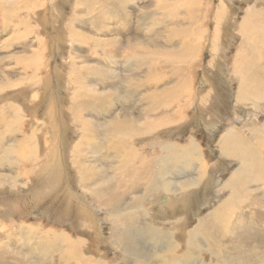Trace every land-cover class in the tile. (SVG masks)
<instances>
[{
	"label": "rangeland",
	"instance_id": "1",
	"mask_svg": "<svg viewBox=\"0 0 264 264\" xmlns=\"http://www.w3.org/2000/svg\"><path fill=\"white\" fill-rule=\"evenodd\" d=\"M107 1L109 9L112 0ZM174 1L168 0L166 8ZM200 1L212 2L215 7L222 3ZM103 2L0 0V264H84V260L92 264L87 254L98 258L99 264H124L131 257L115 247L112 238L116 230L108 217L110 211L117 210L111 204H122L118 191L129 193L125 194L130 198L126 205L115 207L125 212L124 223L132 227L137 254L151 259L161 251L168 252L170 245L164 244L162 232L171 234L170 244L176 248H171V255L183 254L188 233L232 193V188L224 185L241 163L229 157L225 160L218 147L228 128L244 144L258 149L259 167L264 165V79L257 97L242 102L236 98L239 79L231 76L243 39L240 23L249 7L264 9V0H229L234 16L225 17L232 24L226 33L222 26L216 28L211 16L207 21L199 18L195 26L208 29L202 42L211 43L217 30V48L209 53L205 44L201 45L199 59L191 68V61L184 66L182 60L189 57L172 55L175 61L181 59L174 65L181 71L176 75L170 67H161L166 62L164 57L153 62L150 50L141 56L132 51L137 45L146 46L144 37L152 31L151 18H161L153 13L154 5L149 0H129L127 7H119L124 10L120 17L118 13L110 17L107 12L100 14ZM256 52L254 58L258 56L261 62L256 71L264 77V49ZM211 54L213 65L209 64ZM222 55L224 65L219 61ZM128 56L138 58L132 67L128 66ZM72 67L81 72L79 89L78 74ZM207 71L211 72L209 76ZM165 79H170L169 83H164ZM185 79L189 81L186 89L180 86ZM136 84L141 86L131 95ZM166 87H177L179 99H149V94ZM83 89L89 94L78 97L75 104L82 108L92 105L95 114L71 111L73 100ZM52 101L57 108L50 107ZM168 116L183 120L153 129ZM114 118H120L123 124L110 126ZM60 123L63 125L59 129ZM133 130H137L134 140L129 143L125 135L121 139L122 131ZM84 131L86 143L81 139ZM118 139L123 141L121 148ZM192 140L199 145L198 161H189L180 150L167 148L172 142ZM77 141L80 143L73 151ZM154 170L162 171L161 176L158 172L153 176L150 172ZM256 175L241 187L242 196L256 202H246L241 211L230 208L225 213L229 234L222 241V254H218L219 245L202 239L207 246L201 251L203 261L209 260L211 249L220 264L228 259L226 251L264 249V174L261 170ZM193 177L201 181L196 190L187 187L188 197L184 191V197L166 204V211L149 207L163 196L160 192L161 196L155 198L158 194L150 185L166 184L170 179L180 191V182ZM157 188L162 190V185ZM99 194L102 198L98 202ZM105 197L108 200H103ZM177 204L180 209L175 208ZM153 212L160 222H151ZM169 212L175 215L170 222ZM252 217L255 221L249 226ZM161 222L167 223L165 229ZM228 245L234 248L228 250ZM123 252L125 260H121ZM185 258L192 261L186 264H199L195 256ZM256 260L255 264H264V257L251 258V262ZM240 264L250 263L246 259Z\"/></svg>",
	"mask_w": 264,
	"mask_h": 264
},
{
	"label": "bare ground",
	"instance_id": "2",
	"mask_svg": "<svg viewBox=\"0 0 264 264\" xmlns=\"http://www.w3.org/2000/svg\"><path fill=\"white\" fill-rule=\"evenodd\" d=\"M102 1H105V2H103V8H102L100 14L102 12H107L108 16H110V17L116 16L117 13H118V16L119 15L121 16L122 13L124 12V10L119 9V7L125 8V7H127V3L129 2V0H112V2L110 3L111 6L108 9L106 7L108 5V3H107L108 1L107 0H102ZM149 2H151L152 5H154V7L152 8L153 13L157 14L161 18H160V20H155L152 17L150 20L151 25L149 24L150 25L149 29L152 31L148 32V37L147 36L144 37V39L146 41L145 45L147 47L137 45V47L133 48L132 51L133 52L136 51V53L141 56V55H144V53H143L144 51L150 50L151 56L154 59L153 62L159 61V60H156V58L164 57L166 62L163 61L164 64L161 65V67H164V68L166 67L167 69H169V67H170L169 71H171L172 75L173 74L176 75V74L181 72L180 68L174 67L176 62L180 61L181 59H177V61H175L173 58H171L172 55L178 54L179 56L184 55V57H189V58H185L182 60H184L183 61L184 66H188L189 61H191V65H190V68H191L195 65V63H196L195 60L199 59V48L201 45L205 44V46H206L205 48H208L209 53H212V50L214 48H217V45H218L217 35H216L217 30H214V32H213V37L211 39V43L207 44V43L202 42L204 39V36L207 34L208 29H206L204 31V29L200 25L195 26V23L199 20V18L202 17L207 21L209 19V17L211 16L213 22L215 23L216 28H220L222 26L224 33H226L229 31L227 27L231 26L232 24H231V20H229V18H225V17L229 16L231 18L234 16V14L231 12V9L229 7V0H222V3L216 7L214 6V4H212V2L209 4H203V3H201L200 0H175L174 2L170 3L168 8H166L168 0H152V1L149 0ZM160 21H162V22H160ZM224 22H225V24H223ZM173 26H176V28L174 27L175 30L172 32ZM168 28H169V31L167 32ZM240 31H241L243 39H242V42L238 48L237 54H236L235 59H234V63H233V67H232L233 69L231 71V76L233 78L239 79L238 90H236V92H237L236 98H237V100L243 102V101L247 100L248 98H253V96L257 97V93L260 92L259 91L260 89L262 91V87H263L262 80L264 79V77L260 76V74H258L256 71V68L260 66L261 62L258 59V56L254 58V53L257 51V49H264V9L258 8L257 6L249 7L246 10L245 16L243 17V19L240 23ZM74 34L75 33H72L71 38L73 37ZM233 34H234V32H233ZM126 39H127V37H126ZM175 39H178V40L176 41ZM117 43H119V42H117ZM100 44H102V43H100ZM162 44H165V46L164 45L162 46ZM106 45H111V42L110 43L107 42ZM223 49H224V47H223ZM111 51H112V49H111ZM131 54H132V52H131ZM258 54H260V51ZM108 56H109V54H108ZM211 56H212V54H211ZM106 58L108 59V57H106ZM128 58L130 59V63L128 65L129 67H132V65L135 62H137V61H135V59H138V58H133V56H128ZM224 59H225V55H222V57L219 60L220 63H222L224 61ZM107 62H109V60H107ZM138 64H142V62L138 63ZM209 64L213 65V56H212V59L209 60ZM222 64L224 65V63H222ZM183 68L184 67H182V71H183ZM76 69H77L76 67H72L73 73L75 72L76 74H78L76 86L79 89L77 84L79 83V79H80L79 77L81 75V72L76 70ZM184 69L186 70V68H184ZM223 70H225V69L223 68L220 70L221 73L223 72ZM207 73L208 74H206V75L209 76L211 72L207 71ZM94 74H96V73H94ZM167 76H169V75H167ZM207 76L205 79L207 81H209ZM163 78H164V76H163ZM169 81H170V79H169ZM169 81H166V79H165L163 82L169 83ZM188 82H189L188 79H185L184 82H181L180 86L182 88L186 89L187 88L186 84H188ZM97 83H98V81H97ZM140 86H141V84H136L134 89H132L130 91L131 95H133L135 89L137 87H140ZM80 87H82V86H80ZM155 90H158V89H155ZM87 94H89L87 92V90L83 89L81 91V93L73 100V103L71 105V111L73 113L79 114L81 110L87 111V113H90V114H95L97 112V110L92 105H89V104L85 105L84 104L83 108H82L80 105L75 104V101L78 97H81V96H84ZM92 98L95 99V96L92 95ZM149 99L153 102L178 100L179 99V89L177 87L176 88L175 87H166V88H164V90H161L160 92L154 91L151 94H149ZM256 100H259V99L256 98ZM80 101H82V100L80 99ZM54 103H55V101H54ZM54 103H53V101L51 102V104H50L51 108L52 107L53 108L58 107V106H56L57 103H55V106H54ZM78 107H80V108H78ZM182 120L183 119H171L168 116L167 119H165L164 121H161L159 123V125H155V126L153 125L154 126L153 129H158L159 126H166V127H168L169 125L173 126ZM118 121L115 120V118H114L113 122L110 123V126H119V125L123 124V121L120 120V118ZM61 125H63V124L62 123L59 124V129H60ZM146 125L148 127L152 126V124L151 123L149 124V122ZM121 129L123 130V127H121ZM134 131H137V130H133V132L130 131L129 133L122 131L121 132L122 134L120 136L121 139L124 140L123 136L125 135V136L130 138V140H129V143H130L132 140L135 139V137H134L135 132ZM85 138H87V132L84 131V134L81 137V139L84 143L87 142L85 140ZM107 139H109V138H107ZM114 140H115V138H114ZM122 140H120V139L117 140V142H118L117 145H119L120 148L122 147V144H121ZM79 143H80V141L76 142L75 146H73V151H75V149L78 147ZM26 144H28V142ZM248 145H247V143L244 144V140L241 139V141H240L239 138H237V136L234 134V132L230 128H228L227 132L221 136V142L219 144V149H220V153H221L222 157H224L225 160H228V157L230 158V160L238 159L241 164H240L239 168L236 170L235 176L232 177L231 181L225 182L224 186L232 188V193L229 194L228 198H226L222 203L219 204L218 208L220 210L226 209L227 211H229L230 208H237V210L241 211V208L243 209L245 207L244 204L246 202H248L249 205H251L253 202H256L254 199H251L252 201L250 199H246V197L242 196V194H241V192H242L241 187L247 183V182L245 183L246 179L250 180L256 174L261 172V170L264 174V165H261V167H259V163H262V162L259 158L258 149L256 147H254V149H253V148H251L252 146L250 147ZM167 148L169 149L170 147L168 146ZM100 151H101V149H100ZM124 161H126V160H124ZM165 168H167V167H165ZM159 171H161V170H159ZM157 172L158 171L154 170L153 172H150V173H152L153 176H156ZM160 173H159V175H160ZM179 176H181V172L177 175L176 180H179L178 179ZM260 177L262 178V176H260ZM191 179H188V180L185 179L184 185H193L198 180L197 177L196 178L193 177ZM257 180H259V179H257ZM166 181L168 183L165 184L164 182H162L160 184V182H158L159 183L158 185H162L164 187V190H166V191L176 192L177 190L175 189L176 188L175 185L177 183L175 182L176 184L173 185L170 183V181H172V180L169 179V181L168 180H166ZM253 182L256 183V180H254ZM158 185H150L149 186L150 189L154 191L155 195L159 192V190L157 188ZM89 191L91 192V189ZM95 192H98V191H95ZM176 194L177 193H173L172 196H175ZM166 196L168 197L166 200H164V201L160 200L158 202H153L150 204L149 207L153 208L155 206H158L160 209L166 211L167 210L166 204L175 203L172 200L171 196H168V195H166ZM186 197H188V196H186ZM100 198H102V196L100 194L97 195L96 201L99 202ZM119 204H120V202L116 203V205H114V204H111V205L115 209L119 210V208L115 207V206H118ZM243 205H244V207H242ZM108 210H109V208H108ZM117 210L113 211V212L110 211L108 213V217L114 222V227L116 230V234L112 238V240H114L116 242L115 247H117L118 249L125 250L127 256L131 257V258L127 257V260L124 261V264H158V258L156 256L151 257V259H149V258H145V255H139L136 253V247H135V249L133 248V246H134L133 241H135V246H137V242H136V239L134 237H131L132 238L131 243L130 244L128 243L127 240H128L129 235L127 233V230L122 229V226L123 225L125 226V223H123V221L126 220L127 217L125 215V212H122L121 210L120 211H117ZM254 221H255V218L252 217V218H250L249 223L248 222L247 223L249 224V226H251ZM225 227L226 226H224V229L221 231L207 232L206 230H204V224L201 223V229L196 231V232L193 230L192 232L194 234H196L198 236V238L203 239L204 241L206 240L207 243L211 244L212 246L219 245L220 249H219L218 254L219 253L222 254V252H221V245H223L222 241L225 238L224 236L229 234V230H226ZM251 228H253V226ZM249 233H250V231H249ZM255 233H257V232L254 231L253 234H255ZM226 237H228V236H226ZM231 242H232V238L229 242V245H231L230 244ZM229 245L227 246L228 250H230V248H234L233 246H229ZM130 247H132V248H130ZM211 250H213V249H211ZM263 251H264V249L261 252L258 251V249L256 247L254 250L245 249V251H243V252L241 251L239 253L226 251L225 253L228 254L227 255L228 259L224 257L225 262L223 264H234V263L240 264L243 261H246V259H247V261H249L250 264H255L258 260L251 262V258H253V257H264ZM125 252H123L124 255H123L121 260L126 258ZM241 254H242V256L240 257ZM87 256H88L87 260L89 263H92V264H99L100 263V260L98 258L94 257L92 254H87ZM132 256H134V257H132ZM186 263H191V262L190 261H181V260L173 261V260H170L168 258L162 259V264H186ZM77 264H79V263H77ZM84 264H86L85 260H84ZM101 264H104V262ZM117 264H120V263L118 262ZM218 264H220V262Z\"/></svg>",
	"mask_w": 264,
	"mask_h": 264
},
{
	"label": "crops",
	"instance_id": "3",
	"mask_svg": "<svg viewBox=\"0 0 264 264\" xmlns=\"http://www.w3.org/2000/svg\"><path fill=\"white\" fill-rule=\"evenodd\" d=\"M220 142H221V140H220ZM168 146L170 147L169 149H178V150H180L184 154V156H188V160L189 161L190 160L198 161V158H197L196 154L200 155V149H199V145L197 144V142H195L193 140L192 141H189L187 143H181V142H178V143L175 142L174 143V142H172V144L169 143ZM199 162H202L201 159L199 160ZM200 181L201 180L198 179L197 182H195L193 185H184V181L183 182H180L181 183L180 191L177 190L176 192H173V193H177L175 196H172L173 193H168L167 191H165L164 190V187L162 186V190H159V192L157 193L158 195L155 198L161 196L160 195V192L163 194V196L160 198V200H163V201L168 198L166 195L171 196L173 201L175 199H177V198H182V197H184V196H182V195H184L183 192L184 191L187 192L186 191L187 190V187H189V190L190 189H193V188H194V190H196V188L200 185ZM224 187H226V186H224ZM126 193H128V192H126V191H118V194L120 196V199L122 200V197L124 199V200H122V204H121L122 205V208L124 207V204L126 205L127 199L129 198V197L128 198L125 197V194ZM188 193L189 192H187L185 194V196H187ZM105 199L108 200V197H105L103 200H105ZM156 202H158V201H156ZM175 208L180 209L181 207H179V205L177 204L175 206ZM159 210H162V209L159 208ZM162 211H164V210H162ZM144 212L147 214L149 211H144ZM226 212H227L226 209L220 210L217 207L208 216H206L205 218H203L196 225V227L193 230L195 232L198 231V230H200L201 229V223L204 224V230H206L207 232H213V231L217 232V231L223 230L224 229V226H225V223H226V221H225V213ZM152 217H153L154 220H151V222H155V221L160 222L159 219H158V216H157V214H155V212H153ZM173 217H175V215H173L171 212H169L168 213L169 222L171 221L170 219L173 218ZM146 219L147 218H145V220ZM124 222H125V220L123 221V223ZM149 223H150V221H149ZM161 223L164 225L163 227L165 229L167 227L166 226L167 223H163V222H161ZM124 227H125V229L124 228H122V229L127 230V233L129 235L127 241L130 244L131 243V237H134V233H132V230H130V229H132V227L129 226V225H127V227L125 225ZM128 227H130V228L128 229ZM192 231H190L188 233V235L185 237L186 243H187L186 244L187 245V248L184 249L183 254H181V252H179V253L175 252L176 253L175 256L171 255V253L173 252L171 250V248L173 250L176 249V248L173 247V243L170 244L171 234H169L167 232H162L161 234H162V239L164 241V244H169L170 245V249L168 251L169 253L168 252H164V251H161L160 253L157 252L158 254H157L156 257L158 258V264H162V259H165V258H168V259L173 260V261H176V260L189 261L185 257H188L190 255L195 256L196 258L194 259V261H197L198 260L199 264H218L219 261L217 259V256H216V254L213 255V252H211V250L209 251V253L211 255V257L209 258V260L207 262L206 261H203L204 256H202L203 254H202L201 251H203L204 248L207 250V246L203 245L202 239L198 238V236L196 234H194ZM151 238H152V235L150 234V231H149V236H148L149 241H150ZM156 242H157V244H159L158 241H156ZM149 243H151V242H149ZM178 254H180V256ZM190 262H192V261H190Z\"/></svg>",
	"mask_w": 264,
	"mask_h": 264
}]
</instances>
